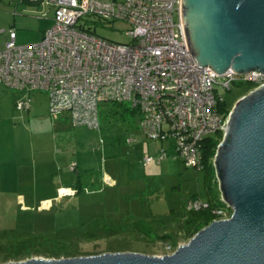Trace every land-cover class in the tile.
Listing matches in <instances>:
<instances>
[{
	"label": "rangeland",
	"instance_id": "rangeland-1",
	"mask_svg": "<svg viewBox=\"0 0 264 264\" xmlns=\"http://www.w3.org/2000/svg\"><path fill=\"white\" fill-rule=\"evenodd\" d=\"M43 5L36 15L47 10ZM35 12L23 9L2 19L28 35L30 27L24 22L34 26ZM87 21L86 26L106 40L131 42L123 20ZM0 89L9 95H0V139L13 146L17 161L30 170L16 182L28 207L15 204V196L10 202L5 196L0 199V263L125 251L162 256L167 246L172 252L189 241L184 203L193 195L204 197L202 171L175 157L172 140L146 138L137 117L113 112L112 103L100 105V128L90 129L53 120L44 92L33 94L29 111H19L14 106L18 93L2 85ZM246 89L243 84H232L230 91L219 87L226 100L236 97L231 108L253 87ZM162 149L168 156L160 163H144ZM102 175L112 184L102 182ZM78 181L83 188L58 194L57 186L76 188ZM49 198L48 207L41 208V200ZM143 222L152 232L133 229Z\"/></svg>",
	"mask_w": 264,
	"mask_h": 264
},
{
	"label": "built area",
	"instance_id": "built-area-1",
	"mask_svg": "<svg viewBox=\"0 0 264 264\" xmlns=\"http://www.w3.org/2000/svg\"><path fill=\"white\" fill-rule=\"evenodd\" d=\"M41 2L53 8V24L40 40L17 43L15 30L9 29V38L0 49V85L18 93L17 110L30 109L32 95L40 91L48 96L53 120L66 116L74 126L99 129L100 105L125 103L135 111L143 136L172 140L175 157L201 171L204 139L227 130L231 109L226 108L219 87L230 91L232 84L248 83L253 89L264 84L261 72L237 74L229 69L219 74L194 62L181 0ZM88 18L102 23L125 21L131 42L115 43L96 35L86 26ZM167 156L162 149L144 163H160ZM103 181L112 184L107 175ZM223 204L225 208L213 211L220 216L215 220L230 216L225 217V212H231ZM209 207L201 197L184 203L186 211ZM170 251L167 246L166 254Z\"/></svg>",
	"mask_w": 264,
	"mask_h": 264
},
{
	"label": "water",
	"instance_id": "water-1",
	"mask_svg": "<svg viewBox=\"0 0 264 264\" xmlns=\"http://www.w3.org/2000/svg\"><path fill=\"white\" fill-rule=\"evenodd\" d=\"M194 62L221 74L264 73V0H181ZM228 218L162 256L103 252L0 264H264V84L236 100L213 159Z\"/></svg>",
	"mask_w": 264,
	"mask_h": 264
},
{
	"label": "crops",
	"instance_id": "crops-1",
	"mask_svg": "<svg viewBox=\"0 0 264 264\" xmlns=\"http://www.w3.org/2000/svg\"><path fill=\"white\" fill-rule=\"evenodd\" d=\"M44 4V5H43ZM45 6L46 4L41 2V0H0V29H4L3 32L0 33V49L4 48L5 42L9 38V29H14L16 32V42L17 43H32L40 40L42 37L44 31L49 28L53 24V14L52 17L50 16V12H52L53 8L49 5H47V10H41V15H36L35 11H38L37 7ZM32 7V8H31ZM31 9L35 12V24L34 26H28L25 22L24 24L29 29L28 35H23V32H21L19 29H16L13 25L7 26V22L3 20V16L5 15H12L17 16L18 11ZM45 11V12H44ZM40 12V11H38ZM3 18V19H2ZM21 25L23 23L22 19H20ZM5 22V23H4ZM34 21H31V23ZM20 41V42H18ZM4 94L6 97H8L7 92H3L2 89H0V95ZM19 96V95H18ZM33 96V95H32ZM16 100V98H15ZM15 103V101H14ZM32 103V101H31ZM9 107V106H8ZM31 108V107H30ZM10 109V108H9ZM16 109V108H15ZM28 110H22V111H29ZM20 111V110H19ZM65 118V119H64ZM60 123L66 122V120L71 123L70 119L66 116L57 119ZM72 124V123H71ZM73 125V124H72ZM74 126V125H73ZM29 165H26L24 163H19L17 161L16 157V151L8 144L6 141L3 142L2 139H0V199L2 200V196L7 197L8 201H11V197L15 196L17 197V201L20 203V207L26 208L28 206L24 205L23 202L25 200L22 193H19L16 190V182L20 181L23 178V175H25L28 171H30L27 167ZM108 176V175H107ZM101 180L103 181V175L101 176ZM77 185H81L78 181ZM77 187V186H76ZM83 187V185H82ZM77 188L73 187L72 185H60L57 186L56 190L58 191V194L61 193L62 190H69L70 192H73ZM5 193V194H3ZM23 196V197H22ZM3 201V200H2ZM6 201V202H8ZM42 202H51V199H42ZM8 202V203H9ZM41 202V203H42ZM48 206L41 208H46Z\"/></svg>",
	"mask_w": 264,
	"mask_h": 264
},
{
	"label": "trees",
	"instance_id": "trees-1",
	"mask_svg": "<svg viewBox=\"0 0 264 264\" xmlns=\"http://www.w3.org/2000/svg\"><path fill=\"white\" fill-rule=\"evenodd\" d=\"M242 84L247 87L246 90L253 87V85L248 83H239V85ZM233 99L231 101L226 100L227 109L231 108ZM112 105L114 106L112 108L113 112H120L121 115L135 116V111L132 110L125 103H113ZM222 137H223L222 133L209 135L204 139L203 142L202 152H203L204 167L201 170L203 190H204L203 198L210 203V207L199 211H186L184 208L185 211L183 213V220L189 238H191L201 228L207 226L209 223L220 217L219 215L213 212L215 209L225 208L221 200L220 191L218 189V181L216 179L215 169L213 165V159L217 150V146L221 141ZM76 188L81 189L83 187L82 185H77ZM195 197H199V196L193 195L191 198H195ZM133 229L146 231V233L152 232L149 225H147L145 222H143V224L135 223Z\"/></svg>",
	"mask_w": 264,
	"mask_h": 264
},
{
	"label": "bare ground",
	"instance_id": "bare-ground-1",
	"mask_svg": "<svg viewBox=\"0 0 264 264\" xmlns=\"http://www.w3.org/2000/svg\"><path fill=\"white\" fill-rule=\"evenodd\" d=\"M61 192H65V193H69L70 191L69 190H62ZM48 203H50V202H43V206H48Z\"/></svg>",
	"mask_w": 264,
	"mask_h": 264
}]
</instances>
